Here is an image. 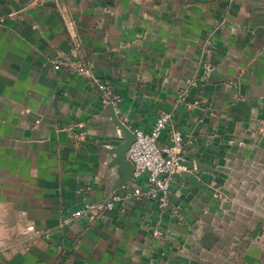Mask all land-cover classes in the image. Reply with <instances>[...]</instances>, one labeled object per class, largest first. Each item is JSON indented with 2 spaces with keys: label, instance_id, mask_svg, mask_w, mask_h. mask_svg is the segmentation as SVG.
<instances>
[{
  "label": "crops",
  "instance_id": "crops-1",
  "mask_svg": "<svg viewBox=\"0 0 264 264\" xmlns=\"http://www.w3.org/2000/svg\"><path fill=\"white\" fill-rule=\"evenodd\" d=\"M114 112L198 171L64 225L122 178ZM0 264H264V0H0Z\"/></svg>",
  "mask_w": 264,
  "mask_h": 264
},
{
  "label": "built area",
  "instance_id": "built-area-1",
  "mask_svg": "<svg viewBox=\"0 0 264 264\" xmlns=\"http://www.w3.org/2000/svg\"><path fill=\"white\" fill-rule=\"evenodd\" d=\"M236 1V0H232ZM64 63L57 61L56 69H60ZM79 74L95 81L93 70L82 65L76 69ZM211 69L207 68L204 80L210 76ZM196 78H190L189 84L194 85ZM101 90L106 96V102L118 113L114 100L118 99L114 89L110 85H101ZM186 91L180 93V101L186 100ZM173 115L162 112L156 117L152 129L147 132L139 129L132 130L136 135V141L127 153V158L135 167L133 180L114 190L106 201L97 204H85L72 212L64 220V225L72 224L76 219L92 214L101 216L107 211H113L118 206H124L128 201L156 203L162 209L169 208L168 191L173 179L182 173H197L196 166H191L185 152L186 138L173 125ZM168 133V143L164 146L159 141L164 133ZM135 183L134 185H132ZM22 234L30 238L38 236L35 225L27 226ZM155 236L160 231L154 232Z\"/></svg>",
  "mask_w": 264,
  "mask_h": 264
},
{
  "label": "water",
  "instance_id": "water-1",
  "mask_svg": "<svg viewBox=\"0 0 264 264\" xmlns=\"http://www.w3.org/2000/svg\"><path fill=\"white\" fill-rule=\"evenodd\" d=\"M113 120L120 130H122L125 139L122 144L113 149V153L115 155L113 163L114 165L119 166L120 172L122 173V178L115 188V190H117L133 180L135 167L127 158V153L132 144L136 141V135L125 123L120 120L115 112L113 114Z\"/></svg>",
  "mask_w": 264,
  "mask_h": 264
}]
</instances>
